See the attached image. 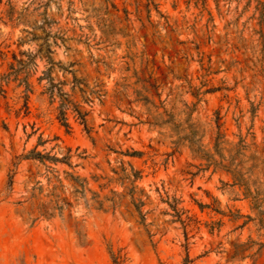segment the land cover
<instances>
[{
	"label": "rangeland",
	"instance_id": "374dc122",
	"mask_svg": "<svg viewBox=\"0 0 264 264\" xmlns=\"http://www.w3.org/2000/svg\"><path fill=\"white\" fill-rule=\"evenodd\" d=\"M150 2L0 0V264H264V0Z\"/></svg>",
	"mask_w": 264,
	"mask_h": 264
},
{
	"label": "trees",
	"instance_id": "16d2710c",
	"mask_svg": "<svg viewBox=\"0 0 264 264\" xmlns=\"http://www.w3.org/2000/svg\"><path fill=\"white\" fill-rule=\"evenodd\" d=\"M150 0H148V4L147 6L150 4ZM53 85V84H52ZM153 88H155V85H152ZM199 94L198 91H196L194 93V96H197ZM59 96L61 97L60 99V105H59V109H60V121H62L63 125L68 127V124L66 122V119H65V110L68 108V103H70L67 98H66V95L63 94V93H59ZM137 96H138V99L139 101H143V103L145 105H148V104H151L152 105V102H150L146 96H143V94H141L140 92H137ZM163 113H166V111H164ZM168 116V118L166 120H162V119H159L157 116L153 117V121H149V124L150 125H153V126H156V125H160V124H170L171 121H173V117L172 115L170 114H166ZM220 120V117L217 115L216 117V123ZM84 122V120H83ZM221 126V124H218L216 125V128L219 129ZM175 127H177V125H175ZM189 128V133L188 134H185L184 136L182 137H179L174 143L175 145H178L181 141H186L189 143V147L191 148L192 152L199 156V157H202V158H205L206 160L209 161V163L207 164L208 166L210 164H214L215 166H218V167H221V168H224L226 170H229L230 169V166H226V165H223L220 163H217L215 161L212 160V156L209 155L208 153L204 152L202 149H201V146H196V143H195V130L192 129V127L189 125L188 126ZM222 138V135L217 132V136L215 138V144H214V148L216 151L219 150V140ZM242 142V140L240 141V143ZM134 154H136V152H133L131 153L130 155L133 156ZM33 157V158H37V159H40V160H53V161H57V159L55 157H52V156H48V155H42L40 154L39 152H30L28 154V157ZM64 160H68L67 157H63ZM210 161H213V162H210ZM232 172V170H231ZM234 173V171H233ZM134 177L135 178H138L137 176V173L135 172L134 174ZM125 178L128 179V177L125 175ZM11 177H10V180H9V185L11 184ZM133 194V189L131 190V195ZM132 202H133V205L134 207L136 208V210L139 212V214L141 215V212L139 210L140 206L143 204L142 201L140 200V198H132ZM142 217V215H141Z\"/></svg>",
	"mask_w": 264,
	"mask_h": 264
}]
</instances>
